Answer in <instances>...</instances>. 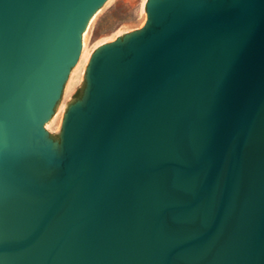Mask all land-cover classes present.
<instances>
[{
	"label": "water",
	"instance_id": "water-1",
	"mask_svg": "<svg viewBox=\"0 0 264 264\" xmlns=\"http://www.w3.org/2000/svg\"><path fill=\"white\" fill-rule=\"evenodd\" d=\"M0 0V264H264V0Z\"/></svg>",
	"mask_w": 264,
	"mask_h": 264
},
{
	"label": "rangeland",
	"instance_id": "rangeland-1",
	"mask_svg": "<svg viewBox=\"0 0 264 264\" xmlns=\"http://www.w3.org/2000/svg\"><path fill=\"white\" fill-rule=\"evenodd\" d=\"M145 0H109L98 11L86 32V50L91 53L103 43L114 41L131 30L140 29L145 22L143 11ZM79 61V58H78ZM78 63L72 68L74 70ZM84 67V66H83ZM83 67L77 71V80L70 92H66L65 82L61 99L52 118L45 125L48 133L58 134L65 103L78 95L83 79ZM71 70V71H72Z\"/></svg>",
	"mask_w": 264,
	"mask_h": 264
},
{
	"label": "bare ground",
	"instance_id": "bare-ground-1",
	"mask_svg": "<svg viewBox=\"0 0 264 264\" xmlns=\"http://www.w3.org/2000/svg\"><path fill=\"white\" fill-rule=\"evenodd\" d=\"M107 1H109V0H107ZM98 11L91 17V19L89 20V22H88V24L86 26L85 31L82 34L81 52H80V55H79V61H77L78 64H77L76 68L71 71L72 75L70 76V78L67 81L66 88H65L66 92H70L72 90V88H73V86H74V84L76 83V80H77V71L81 67H83L85 65V63H86V61H87V59H88V57L90 55L89 52L86 50V32H87V29H88L89 25L91 24V22L93 21V19L97 15ZM45 125H47V123Z\"/></svg>",
	"mask_w": 264,
	"mask_h": 264
}]
</instances>
